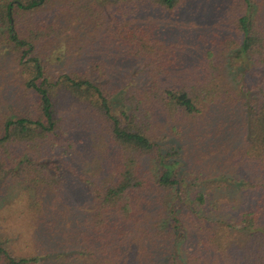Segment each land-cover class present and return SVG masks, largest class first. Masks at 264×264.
<instances>
[{
    "label": "trees",
    "instance_id": "1",
    "mask_svg": "<svg viewBox=\"0 0 264 264\" xmlns=\"http://www.w3.org/2000/svg\"><path fill=\"white\" fill-rule=\"evenodd\" d=\"M211 1L0 0V43L18 65L0 183L33 190L27 250L0 244V264H264V0ZM188 5L212 17L186 37L139 19L144 6L171 19ZM96 30L140 61L126 107L113 105L118 85L45 61L63 33ZM229 59L254 78L235 84ZM61 100L78 135L62 127ZM65 134L72 160L52 171L40 159Z\"/></svg>",
    "mask_w": 264,
    "mask_h": 264
},
{
    "label": "rangeland",
    "instance_id": "2",
    "mask_svg": "<svg viewBox=\"0 0 264 264\" xmlns=\"http://www.w3.org/2000/svg\"><path fill=\"white\" fill-rule=\"evenodd\" d=\"M217 1L218 0H212L211 6L216 5ZM194 7V5L191 8L189 5L186 6L180 11V17H177L178 19H169L167 17L159 19V17L156 18V13L152 11V8L148 9L144 6L141 11L142 16L140 15L139 19L146 23L158 20L162 27L161 34L166 35L167 39H177L178 36H183L182 34L185 32L194 33V30L201 29V26L204 25L202 24L204 22L202 18H206V21L211 23L210 19L212 16L210 11L198 9L193 11L192 8ZM132 22L134 23V20ZM99 33L100 31L96 30L94 33L83 34L78 39H76V37L72 38L74 35L72 32L63 33L49 51L45 61L55 74L63 72L69 73L72 70H84L87 71L92 80L97 83L109 82L114 86L118 85L119 91L113 96V105L115 107L125 106L123 94L126 89L135 82L140 83L144 81L140 73L141 66L136 64L140 61H133L132 58H128L121 51L116 50L115 44L105 41ZM186 44L190 46L192 43L190 40H187ZM194 49L195 47L193 46L190 52L195 53ZM12 53L10 47L0 43V117L3 114L6 115V117H10L14 114L13 101L10 100L9 95H13L12 92L16 85L14 74L18 65ZM230 60L231 59H229L227 63L228 74L235 84L241 82L240 79L249 82L250 79L254 78L253 69H240V67H243L240 62L236 63L235 60ZM68 106L69 103L67 100H61L59 116L62 127L68 131L71 129L78 135V131L75 128L77 126L76 123L70 126L67 121L68 119L66 120L64 118V116H66V118L67 116L69 117L65 112L70 108ZM72 118L76 119V117ZM86 133H88L89 136H93L90 131H86ZM67 137L69 136L65 134L64 142L59 143V147L40 159L44 164H51L49 167L52 171H55L54 165L64 168L67 166L66 164L69 160H72L71 154H68L71 149L68 148L69 144L67 143ZM98 142L100 143V141ZM64 151L66 152L63 153ZM44 153L45 152L42 151L40 154ZM37 157L38 156H35L36 159H38ZM82 157L84 156H81V154L80 156H76V160L79 161H74L73 165L76 166L77 163H81L85 168L89 162ZM62 171L64 172V169L58 170L57 173H61ZM75 180L77 181L76 177ZM23 184L16 179L10 181L8 187H3L0 183V244H6L10 246V249L15 251L27 250L24 242V237H27V235L24 233L25 229H23L22 226L27 222L26 214L28 211L24 205L26 201L25 198L27 197L26 193H33V190L31 189L30 191L26 189V184ZM83 190H85L84 186L79 183L72 187V192H76L78 195H80ZM37 253L43 258L46 257V253H40V251Z\"/></svg>",
    "mask_w": 264,
    "mask_h": 264
}]
</instances>
